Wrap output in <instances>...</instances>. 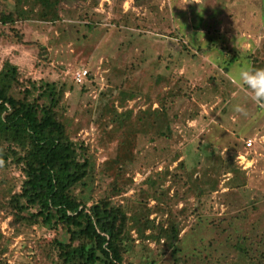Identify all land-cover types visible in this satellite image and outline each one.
<instances>
[{
    "label": "rangeland",
    "instance_id": "374dc122",
    "mask_svg": "<svg viewBox=\"0 0 264 264\" xmlns=\"http://www.w3.org/2000/svg\"><path fill=\"white\" fill-rule=\"evenodd\" d=\"M63 17L65 21L56 26L20 24L29 45H14L0 37V64L10 59L24 79L64 89L60 111L68 118L76 115L88 126L80 129L79 136L95 155L99 191L107 190L109 180L100 179L98 171L105 160L116 156L110 134L102 136L103 130L90 124L95 120L102 124L95 114L99 92L104 89L118 96L116 71L122 68L134 71L131 82L143 81L136 90L146 94L157 76L182 79L184 95H178L173 110H168L170 116L175 114L169 136L155 142L138 138L135 160L123 172L125 180L132 176L131 187L114 199L121 203L129 199L135 205L146 187L144 180L168 168L180 176L170 175L165 183L171 187L169 194L177 193L171 219L184 228L168 251L152 241L135 242L124 264H264L233 247L242 237L264 235V108L233 80L238 69L254 67L246 57L262 53L264 0H155L142 9L133 7V0H99L95 7L64 8ZM88 20L96 22L94 31L85 27ZM4 31L7 27L0 25ZM233 54L239 58L228 65ZM82 69L90 75L84 93L72 81ZM237 104L246 114L234 110ZM126 108L135 114L157 104L149 107L139 98ZM248 139L253 142L250 149L245 146ZM175 157L179 159L174 162ZM181 160L184 168H176ZM233 168H240V174L235 176ZM17 175L0 169V181L7 180L10 188ZM153 205L150 200L148 207ZM156 211L150 218L165 220L167 208ZM10 220L0 221V232L10 241L1 257L6 264H49L36 247L45 246L52 235L33 228L14 237Z\"/></svg>",
    "mask_w": 264,
    "mask_h": 264
},
{
    "label": "trees",
    "instance_id": "16d2710c",
    "mask_svg": "<svg viewBox=\"0 0 264 264\" xmlns=\"http://www.w3.org/2000/svg\"><path fill=\"white\" fill-rule=\"evenodd\" d=\"M154 1L133 0V7L142 9ZM98 3L99 0H2L0 25L7 27V32H0V37L14 45H29L18 28L20 24L56 26L65 21L64 8L83 4L95 7ZM88 21L85 27L94 31L96 22ZM237 58L233 54L228 65ZM245 59L253 63V68H264V46L261 54ZM133 73L131 68L116 71L120 84L114 92L118 96L104 89L97 96L95 114L102 124L97 120L90 124L102 129V136L108 132L116 143L115 158L105 160L98 171L100 179L109 180L107 190L99 191L95 155L79 136L80 129L88 126L76 120V115L68 118L60 111L64 89L55 83L24 79L19 66L10 59L0 64V169L18 174L11 188L7 180L0 181V221L11 218L14 237L33 228L50 233L52 239L36 247L49 264H124L135 242L152 241L168 251L179 241L184 227L171 219L177 193L171 195V187H165L170 175L173 179L179 175L166 168L155 172L154 177L148 176L135 205L129 199L128 203L114 199L131 187L132 176L125 180L123 172L135 160L138 138L142 136L150 142L167 138L175 118L168 110H173L178 95H184L182 79L177 75L157 76L146 94L136 90L142 88L143 81L139 85L131 82ZM89 77L87 72L82 83L72 77L81 93ZM139 98L149 107L156 103L157 108L140 109L134 114L126 108L127 103ZM176 168H184L182 160ZM231 171L235 176L241 172L240 168ZM150 200L154 205L148 207ZM161 207L167 208L165 220L151 219ZM9 242L0 232V264H6L1 257ZM233 247L257 263L264 260V235L257 239L242 237Z\"/></svg>",
    "mask_w": 264,
    "mask_h": 264
},
{
    "label": "clouds",
    "instance_id": "9594fccd",
    "mask_svg": "<svg viewBox=\"0 0 264 264\" xmlns=\"http://www.w3.org/2000/svg\"><path fill=\"white\" fill-rule=\"evenodd\" d=\"M233 80L240 89L248 93L253 103L264 108V68H240ZM234 110L246 114L245 108L239 104L234 106ZM0 166H2V162H0Z\"/></svg>",
    "mask_w": 264,
    "mask_h": 264
},
{
    "label": "built area",
    "instance_id": "2783aa9c",
    "mask_svg": "<svg viewBox=\"0 0 264 264\" xmlns=\"http://www.w3.org/2000/svg\"><path fill=\"white\" fill-rule=\"evenodd\" d=\"M86 76H87V71L82 69V70L75 72L72 77L76 83H82ZM245 146H246V149H250L253 146V142L250 139H248L245 142ZM244 157H245L244 155L240 156L241 159H244Z\"/></svg>",
    "mask_w": 264,
    "mask_h": 264
}]
</instances>
